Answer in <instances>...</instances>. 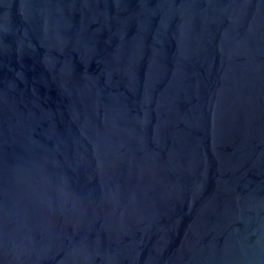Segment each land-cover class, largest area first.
I'll return each instance as SVG.
<instances>
[{
    "label": "water",
    "instance_id": "95a60500",
    "mask_svg": "<svg viewBox=\"0 0 264 264\" xmlns=\"http://www.w3.org/2000/svg\"><path fill=\"white\" fill-rule=\"evenodd\" d=\"M0 264H264V0H0Z\"/></svg>",
    "mask_w": 264,
    "mask_h": 264
}]
</instances>
